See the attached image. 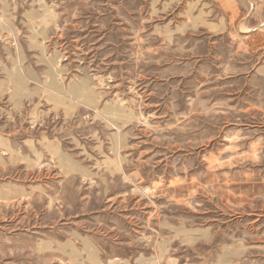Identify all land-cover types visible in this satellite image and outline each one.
Listing matches in <instances>:
<instances>
[{
    "label": "rangeland",
    "instance_id": "1",
    "mask_svg": "<svg viewBox=\"0 0 264 264\" xmlns=\"http://www.w3.org/2000/svg\"><path fill=\"white\" fill-rule=\"evenodd\" d=\"M0 264H264V0H0Z\"/></svg>",
    "mask_w": 264,
    "mask_h": 264
},
{
    "label": "bare ground",
    "instance_id": "2",
    "mask_svg": "<svg viewBox=\"0 0 264 264\" xmlns=\"http://www.w3.org/2000/svg\"><path fill=\"white\" fill-rule=\"evenodd\" d=\"M71 165V164H70ZM72 169H74V166H72Z\"/></svg>",
    "mask_w": 264,
    "mask_h": 264
}]
</instances>
